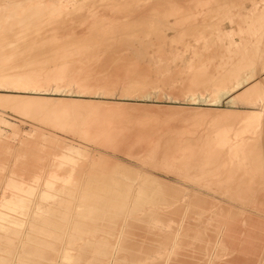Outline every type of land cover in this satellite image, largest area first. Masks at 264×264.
Listing matches in <instances>:
<instances>
[{"label":"rangeland","instance_id":"obj_1","mask_svg":"<svg viewBox=\"0 0 264 264\" xmlns=\"http://www.w3.org/2000/svg\"><path fill=\"white\" fill-rule=\"evenodd\" d=\"M35 6L46 48L0 21V264H223L220 223L249 209L264 257V0H4L0 20Z\"/></svg>","mask_w":264,"mask_h":264},{"label":"bare ground","instance_id":"obj_2","mask_svg":"<svg viewBox=\"0 0 264 264\" xmlns=\"http://www.w3.org/2000/svg\"><path fill=\"white\" fill-rule=\"evenodd\" d=\"M33 0H31V2H32ZM85 1V0H84ZM87 1H89V0H87ZM30 2V1H29ZM147 2V1H146ZM19 3V2H18ZM44 2H42L41 4H43ZM4 4V0H0V9L1 8H3V7H1L2 5ZM25 5V4H24ZM27 5V4H26ZM36 5V4H35ZM55 5V4H54ZM29 6V5H28ZM27 6V7H28ZM44 6V5H43ZM51 6V5H50ZM25 7V6H24ZM26 7V8H27ZM36 7V6H35ZM31 8L29 11H27V12H24V13H22V15H17L16 16V14L14 13V11L13 12H9V14H7L6 15V17H3V14L4 13H2V18H3V20H0V21H4L2 24H1V26H3V24L5 23V27H6V24H7V27L6 28H13V30L16 28V27H20L21 26V28H23V29H21L23 32H21L22 33V35H21V33H20V31H18L19 29L18 28H16L14 31H18L19 33H17L16 34V32H15V34H14V36L12 35V33L11 32H13V30L11 29L10 31L11 32H8L9 31V29H5V32H7L6 34H5V32L4 33H2V32H0V33H2V34H0L1 35V37L3 38H6V40H8L7 39V37L8 38H10V37H14L13 39H12V41L14 40V41H19L20 40V38H22V43L24 42H26V43H28L29 42V40L30 41H34V43L36 44V43H38L39 44V42H40V44H39V48H41V49H43V46H45V45H48L47 44V41H45V42H42V40L44 41V37H43V39L39 36L40 34H41V31H40V28H39V30H38V23L39 22H41V20H42V18H43V16L41 15V14H43L44 12H45V9L43 8L40 12H39V10L41 9V8ZM41 7V6H40ZM52 8V7H51ZM51 8H50V10H51ZM25 9V8H24ZM23 10V9H22ZM44 10V11H43ZM2 11V10H1ZM25 11V10H24ZM47 11H48V13L49 14H51L50 16H55V15H53L52 13H50V12H52V11H49V9H47ZM46 11V12H47ZM3 12V11H2ZM8 12V11H7ZM42 12V13H41ZM48 13H46V15L47 16H49V14ZM14 14V15H13ZM42 17H41V16ZM44 16H45V14H43ZM4 16H5V14H4ZM46 16V17H47ZM50 16H49V18H50ZM0 17H1V12H0ZM46 17H45V19H46ZM58 17V16H57ZM5 18V19H4ZM11 18V19H10ZM49 18L47 19V20H49ZM1 19V18H0ZM8 19H10L11 21L12 20H14V22L15 23H12V22H9V20ZM53 20L55 19L54 17L52 18ZM52 19H50L49 21H46V22H49V23H53V22H50ZM57 19V18H56ZM55 19V20H56ZM40 20V21H39ZM64 20V18H62V19H59V20H56V21H54V23L56 24V23H58V21L60 22V24H61V21L62 22H65V21H63ZM39 21V22H38ZM43 22H44V20H42ZM7 22V23H6ZM42 22V23H43ZM45 22V23H46ZM9 23V24H8ZM48 23V24H49ZM53 23V25H50V26H54L55 24ZM13 24H15V25H13ZM41 23H39V25H40ZM60 24L58 25V26H60ZM42 25H44V23L42 24ZM41 25V26H42ZM47 25V24H46ZM49 25H48V28H49ZM31 26V27H30ZM45 26V25H44ZM57 26V25H56ZM30 27V28H29ZM32 27H37V31H40V32H37L36 31V29L35 28H32ZM43 27V26H42ZM3 28V27H2ZM2 28H0L1 29V31H2ZM44 28H46V26L44 27ZM54 28V27H53ZM56 28V27H55ZM4 29H3V31H4ZM30 29V30H29ZM31 29H34V30H32V31H34V32H31ZM6 30H8V31H6ZM42 30V34H43V28L41 29ZM52 31H54V30H52V27H51V30L49 31L50 33L48 34V33H45V34H48V35H51V34H53V33H51ZM47 32V31H46ZM56 32V31H55ZM36 35V34H38V35H36V36H38L39 38V40H41V41H39V42H37V41H35V37L36 36H34V35ZM45 34H43L46 38H45V40H48L47 38H49V37H47V35H45ZM15 35H17V38H19V40H16V38H15ZM27 35H29L28 37H25V36H27ZM31 35H33L34 37H30ZM54 35V34H53ZM52 35V36H53ZM1 37H0V39H1ZM24 37H25V39H24ZM30 37V39L28 40V38ZM55 37V36H54ZM53 37V38H54ZM31 38L33 39V38H35V39H33V40H31ZM51 38V37H50ZM53 38H51V39H53ZM56 38V37H55ZM58 38V37H57ZM57 38L55 39L56 40V42L55 43H58L59 42V40H57ZM60 38H62L63 39V37H60ZM60 38H58V39H60ZM27 39V40H26ZM50 39V40H51ZM23 40H25V41H23ZM68 40V39H67ZM49 41V40H48ZM53 41V40H52ZM62 40H60V42H59V44L60 43H62L61 42ZM66 41V38L64 39V42ZM20 42V44L17 42V44H19V45H21V46H24L22 43ZM63 42V45L65 44ZM68 42H71V44H72V41H67V44H69ZM11 44H12V42H10ZM34 43H28V44H26L27 46H31V48H33V46H32V44L33 45H35ZM46 43V44H45ZM50 43V42H49ZM53 43V42H52ZM54 44V43H53ZM58 44V45H59ZM67 44L65 45V46H67ZM90 43H86V46L87 45H89ZM18 45V46H19ZM25 45V46H26ZM57 45V44H56ZM55 45V46H56ZM70 45V44H69ZM78 45V44H77ZM77 45H75L74 43H73V46L75 47L76 46V48L78 49L79 47H81V48H79V49H83L84 47H86V46H81V45H78L79 47H77ZM40 46H42V47H40ZM51 46H52V44H51ZM72 46V45H71ZM71 46H69V47H71ZM90 46V45H89ZM88 46V47H89ZM35 47V46H34ZM57 47V46H56ZM94 47H95V45H94ZM14 48V47H13ZM18 48V47H17ZM24 48V47H23ZM31 48H29V49H31ZM36 49H39L38 48V46H36L35 47ZM35 48H33L34 50H35ZM45 48H46V46H45ZM67 48V47H66ZM72 48V47H71ZM3 49V48H2ZM20 49H21V47H20ZM69 50H70V48H68ZM86 49V48H85ZM3 50H5V49H3ZM19 50V49H18ZM28 50V49H27ZM46 50V49H45ZM44 50V51H45ZM91 50V49H90ZM94 50V49H93ZM92 50V51H93ZM23 52H24V49L22 50ZM21 51V52H22ZM29 51V50H28ZM37 51V50H36ZM40 51V50H39ZM80 51V50H79ZM10 52H15L14 50H6V51H2V52H0V57H1V55H9V53ZM55 52V51H54ZM81 52V51H80ZM86 52V51H85ZM28 53V52H27ZM87 53V52H86ZM26 54V53H25ZM28 55V54H27ZM47 55V54H46ZM3 56V57H4ZM18 55H16V57H17ZM26 55H24V57H25ZM48 56V55H47ZM51 56V55H50ZM69 56V55H68ZM71 56V55H70ZM23 57V58H24ZM46 57V56H45ZM79 57V56H78ZM5 58V57H4ZM4 58H3V60H4ZM9 58H11V56L9 57ZM7 59V58H6ZM12 59V58H11ZM19 59V58H18ZM47 58H45L44 60H46ZM83 59V58H82ZM10 60V59H9ZM8 60V61H9ZM13 60V59H12ZM5 61V60H4ZM3 62V61H2ZM24 62H25V60H24ZM38 62V61H37ZM40 62V61H39ZM15 63V62H14ZM21 63V62H20ZM31 63V62H30ZM88 63V62H87ZM28 64V63H27ZM73 64V63H72ZM15 65V64H14ZM30 65V64H29ZM31 65H33V64H31ZM76 66L78 65V64H75ZM9 66H12V65H9ZM34 66V65H33ZM41 66V65H40ZM45 66V65H44ZM43 66V67H44ZM70 66V65H69ZM79 66V65H78ZM87 67V66H86ZM7 68V67H6ZM6 68H5V70H6ZM9 68V67H8ZM11 68V67H10ZM13 68V67H12ZM11 68V69H12ZM68 68V67H67ZM3 70H4V67L2 68ZM1 69V70H2ZM4 70V71H5ZM10 70V69H9ZM22 70V69H21ZM62 70V69H61ZM64 70V69H63ZM62 70V71H63ZM66 70V69H65ZM44 71V70H43ZM46 71V70H45ZM56 71V70H55ZM7 72V71H6ZM9 72V71H8ZM23 72V71H22ZM28 72H29V70H28ZM48 73V72H47ZM2 75H4V74H2ZM6 75V74H5ZM11 75V74H10ZM10 75H8V77L10 76ZM14 75V74H13ZM27 75V71L25 70V72H24V74H22L21 73V75H17V77H20V79L19 80H22V79H25L24 78V76H26ZM58 75V74H57ZM56 75V76H57ZM83 75V74H82ZM63 77V76H62ZM11 78V77H10ZM22 78V79H21ZM87 78V77H86ZM7 80V79H6ZM18 80V79H17ZM26 80H29V79H27L26 78ZM247 81V80H246ZM34 82V81H33ZM37 82V81H36ZM39 82V81H38ZM237 84V83H236ZM234 86H236V85H234ZM250 90L251 89H249V91H246V92H250ZM245 91H244V93H245ZM245 94H247V93H245ZM5 97V96H4ZM34 97V96H33ZM2 99V98H1ZM34 99H37V98H34ZM33 99V100H34ZM246 99V98H245ZM48 100V98L46 99V101ZM55 100H57V99H55ZM61 100V99H60ZM30 101V100H29ZM32 101V100H31ZM44 101H45V99H44ZM64 101V100H63ZM73 101V100H72ZM72 101H70V103H72ZM52 102V101H51ZM80 102V101H79ZM64 103H69L68 101L67 102H64ZM75 103H78V101L77 102H75ZM6 104V103H5ZM82 104V103H81ZM126 107V106H125ZM173 114V113H172ZM176 114V113H175ZM215 115L214 116H212V117H210V115L208 116L209 118H213V119H216L217 121H220V120H222L223 122H226V121H228L229 122V120L230 121H232L233 119L232 118H237V114H236V116L235 117H233L232 116V114L229 112V113H217V115H216V113H214ZM235 114V113H234ZM240 114V113H239ZM244 114V113H243ZM181 116H182V114H180ZM173 116V115H172ZM179 115H178V113H177V117H178ZM244 116H246V115H244ZM249 116V115H248ZM180 117V116H179ZM195 117V116H194ZM199 117V116H198ZM236 118H235V121H236ZM240 117H238V119H239ZM212 119V120H213ZM195 120V119H194ZM235 121H234V123H235ZM238 121V120H237ZM228 122H226V123H228ZM230 123H233V122H230ZM236 123H238V122H236ZM242 123V122H241ZM216 124V123H215ZM229 124V123H228ZM227 124V125H228ZM170 125V124H169ZM223 125V124H222ZM230 125V124H229ZM233 125V124H232ZM254 125V124H253ZM238 127V126H237ZM239 128V127H238ZM224 129V128H223ZM225 131V130H224ZM236 132H238V131H236ZM234 134V133H233ZM236 134V133H235ZM231 136V134H228V136ZM227 136V137H228ZM229 136V138L228 139H230L231 137ZM235 137V136H234ZM233 137V138H234ZM211 140V139H210ZM226 140V139H225ZM232 140V139H231ZM240 140V139H239ZM238 140V138H237V140H235V141H239ZM206 141V140H205ZM213 141V140H212ZM264 141V140H263ZM224 142V141H223ZM236 143L237 142H235L234 144L236 145ZM212 144V143H211ZM223 144H225V142L223 143ZM222 144V145H223ZM232 144V146H235V145H233V143H231ZM238 144V143H237ZM228 146V145H227ZM232 146L229 148V147H227L228 149L226 150L227 152L229 151L230 152V154L232 155L233 154V151H231V150H233V148H232ZM237 146V145H236ZM236 146H235V152H236ZM223 147H224V145H223ZM240 147V146H239ZM232 148V149H231ZM243 148V147H242ZM245 148V147H244ZM243 148V149H244ZM224 149H226L225 147H224ZM237 149H240V148H237ZM218 150V149H217ZM221 150H223V149H221ZM240 151V150H239ZM246 151V150H245ZM238 152V151H237ZM237 152H236V154H237ZM221 153V152H220ZM235 153H234V156L232 155V160H231V157H230V160L232 161V164L231 163H229V162H227V163H223V162H221V164H220V168H221V172H220V168L218 169V171L220 172V174H221V180H223L222 181V184L225 186V190L226 191H228V193H229V191L230 192H232V193H234L233 195H235V198H236V195H237V198L239 199V201H240V199H244L245 198V195H243L242 193H240L241 192V190H240V188H241V186H240V184H243V180H244V177H243V180H242V174H241V172H240V166L242 165V163H241V165H240V162H239V160L237 161L238 162V165H239V167H237V168H239V169H237L236 168V171L237 170H239V171H237V172H239L242 176H239L240 174L239 173H237L234 169H235V166H236V162H235V164H233V160H234V158H235V155H236ZM228 155V154H227ZM166 156V155H165ZM221 156H222V154H221ZM251 156V155H250ZM253 156V155H252ZM147 157H148V155H147ZM234 157V158H233ZM259 157V156H258ZM218 158V157H217ZM221 158V157H220ZM226 158V157H225ZM242 158V157H241ZM244 158V157H243ZM252 158V157H251ZM219 159V158H218ZM223 159V158H222ZM222 159H220V160H222ZM229 159V158H228ZM157 160V159H156ZM185 160V159H184ZM192 160V159H191ZM225 160V159H224ZM229 160V161H230ZM242 160V159H241ZM186 161V160H185ZM189 161V160H188ZM188 161H186L187 162V164H188ZM193 161V160H192ZM192 161H191V163H192ZM218 161V160H217ZM182 162H184V161H182ZM186 162H184L185 164H186ZM189 163H190V161H189ZM211 164H212V162H210ZM215 163V162H214ZM218 163H220V162H218ZM218 163H217V165H218ZM223 163V164H222ZM208 164V163H207ZM210 164V165H211ZM216 164V163H215ZM192 165V164H191ZM191 165H190V167H191ZM198 165V164H197ZM196 165V166H197ZM202 165V164H201ZM200 164H199V168H196V170H198L199 171V169H200V166H201ZM203 165H206V164H203ZM214 165V164H213ZM217 165H216V167H217ZM207 166H209V165H207ZM207 166H206V168H207ZM212 166V165H211ZM243 166H244V163H243ZM246 166V165H245ZM189 167V166H188ZM187 167V168H188ZM204 167V166H203ZM214 167V166H213ZM242 167V166H241ZM179 168V167H178ZM193 168V167H192ZM192 168H190V169H192ZM205 168V169H206ZM208 168H210V170L211 169H213L212 167H208ZM215 168V167H214ZM184 169V167H182V169L181 170H183ZM189 168H188V170H190ZM193 170V169H192ZM208 170V169H207ZM210 170H208V171H210ZM202 171V170H201ZM208 171H204L205 172V175H206V173L208 172ZM234 171V173H232ZM203 172V173H204ZM243 172V171H242ZM250 172V171H249ZM231 173L232 174H239L238 175V177H241L240 178V180H239V178H237L236 177V179H238L239 181H234V184H232V181H231ZM243 173H245V172H243ZM195 174H197V173H195ZM194 174V175H195ZM210 175L211 174H216L213 170H211L210 171V173H209ZM208 173H207V175H209ZM217 174H218V172H217ZM233 175V176H234ZM232 176V177H233ZM237 176V175H236ZM202 177H203V175H202ZM228 177H230L229 179H228ZM245 177H246V175H245ZM143 179V178H142ZM234 179H235V176H234ZM234 179H232V180H234ZM235 179V180H236ZM246 179V178H245ZM113 181V180H112ZM231 181V182H230ZM92 183H96V182H94V181H91ZM245 182V184H246V182H247V179H246V181H244ZM156 183V182H155ZM143 184V183H142ZM259 184H261V185H259ZM259 184H257V185H259V186H263L262 185V183H259ZM153 185V184H152ZM97 186V185H96ZM146 186V185H145ZM222 186V185H221ZM223 188V187H222ZM255 188H257V186L256 187H254L253 189L254 190H256ZM259 188V187H258ZM257 188V189H258ZM263 188V187H262ZM87 190L85 191V192H87L88 190H90V187H87L86 188ZM242 189V188H241ZM260 189V188H259ZM82 190H83V188H82ZM136 190H138V187L136 188ZM161 190V189H160ZM223 190V189H222ZM221 190V191H222ZM261 190V189H260ZM220 191V192H221ZM224 191V190H223ZM222 191V192H223ZM136 192V191H135ZM219 192V193H220ZM259 192V191H258ZM225 193V192H224ZM232 193H230V194H232ZM225 194H227V193H225ZM255 194H256V191H255ZM136 195V194H135ZM223 195V194H222ZM221 195V196H222ZM229 195V194H228ZM232 195V196H233ZM258 195V194H257ZM224 196H226V195H224ZM231 196V195H230ZM231 196V197H232ZM229 197V196H228ZM260 197V196H259ZM233 198V197H232ZM234 200V199H233ZM175 201V200H174ZM173 201V202H174ZM238 201V202H239ZM245 200H243V202H244ZM215 202V201H214ZM241 202H242V200H241ZM242 202V203H243ZM246 202V201H245ZM249 202V201H248ZM248 202H247V204H248ZM177 203V202H176ZM216 203V202H215ZM227 203V202H226ZM230 203V202H229ZM93 204L94 205H96V207H97V205L99 204V201L98 202H93ZM175 204V203H174ZM182 204V203H181ZM109 205H110V203H109ZM252 205H253V202H252V204H251V207H252ZM180 206V205H179ZM224 206V205H223ZM255 206V205H254ZM130 207V206H129ZM128 207V208H129ZM131 207H133L132 205H131ZM139 207V206H138ZM177 207H178V205H177ZM108 208V207H107ZM217 208V207H216ZM92 210V209H91ZM130 210H132V209H130ZM226 210V209H225ZM243 210V209H242ZM242 210L240 211V212H242ZM250 210V209H249ZM248 210V213L247 212H245V213H247V215L244 217V220H243V222H244V224H238V223H236V222H232V223H229V222H223L222 224L220 223V228H219V230H218V232L216 233L217 235H215L216 237H215V240L213 241L214 242V247H217V245L218 244H220V243H222V242H225V243H228V245L227 246H229L230 248H231V255H233L232 257H231V259H227V260H225V262L223 261L222 263L223 264H234V262H239V260H242L243 258H245V259H247L249 256H252V262L253 263H251V264H261V263H263V254L261 255V254H259L258 252H259V250L258 249H260V247L259 246H257V244L259 243H257V241L256 240H254V238L256 237V235L252 232V229L251 228H253L252 226H254V225H250L249 226V223H251V222H249V219L251 218H253V217H255L256 215H254L253 213H252V211H249ZM252 210V209H251ZM87 211H89V209L87 210ZM108 211V210H107ZM128 211V214H129V210H127ZM228 211V210H227ZM232 211V210H231ZM245 211V210H244ZM91 212H93V210L91 211ZM111 212V211H110ZM125 212H126V210H125ZM236 212V211H235ZM87 213V212H86ZM100 213L101 212H98V211H96L95 210V213H94V216H95V214L97 215L96 217H98V218H100ZM231 212H229L228 214H230ZM233 213V214H232ZM232 215L235 217V214H234V212L232 211ZM237 213V212H236ZM244 213V214H245ZM127 214V213H126ZM130 215V214H129ZM129 215H127L128 217H129ZM228 216L229 215H227V218H228ZM230 217V216H229ZM97 218V219H98ZM233 218V217H232ZM240 218V217H239ZM256 218V217H255ZM222 219V218H221ZM230 219H231V217H230ZM236 220H237V216H236V218H235ZM241 219H243L242 217H241ZM250 219V220H251ZM254 219V218H253ZM223 220H224V218H223ZM233 220V219H232ZM258 220V219H257ZM101 221V220H100ZM123 221L124 222H127L126 224H127V226L125 225V227H128L129 226V222H130V217H129V219L127 218V219H123ZM226 221V220H225ZM228 221H229V219H228ZM252 222H253V220H252ZM184 223V222H183ZM241 223V222H240ZM248 223V224H247ZM255 223L257 224V222H256V220H255ZM258 223L260 224V220L258 221ZM255 224V225H256ZM191 225V224H190ZM124 226V225H123ZM131 226L133 227V222L131 223ZM255 227V226H254ZM261 226H259L258 225V228H260ZM121 228H123V227H121ZM120 228V229H121ZM178 228H179V226H178ZM258 228H256V230H258ZM124 230V229H123ZM255 230V229H254ZM216 231V230H215ZM255 233H259V231L258 232H256V231H254ZM122 234V233H121ZM126 235V234H125ZM120 236V235H119ZM118 236V237H119ZM124 236V235H123ZM72 237V236H71ZM125 237H127V235L125 236ZM115 238L117 239V236H115ZM128 239V238H127ZM126 239V240H127ZM118 240V239H117ZM122 240V239H121ZM127 241H129V240H127ZM212 241V240H211ZM120 242V241H119ZM122 242V241H121ZM120 242V243H121ZM262 242V241H261ZM260 242V243H261ZM115 243V242H114ZM113 243V244H114ZM118 243V242H117ZM120 243H118V245L120 244ZM22 244H23V242H22ZM121 244H123V243H121ZM120 244V245H121ZM27 245V244H26ZM176 245V244H175ZM211 245H213V244H211ZM259 245V244H258ZM261 246V245H260ZM35 248V247H34ZM40 249H42V248H40ZM262 250V249H261ZM263 250H264V247H263ZM262 250V251H263ZM261 251V252H262ZM171 252V251H170ZM157 253V252H156ZM161 254V253H160ZM171 254V253H170ZM32 256V255H31ZM209 256V255H208ZM247 257V258H246ZM165 258V257H164ZM213 258V257H212ZM211 257L210 258H208V261H207V264H212V262H213V259H212ZM248 259H251L250 257L248 258ZM173 260V259H172ZM184 260V259H183ZM174 262V261H173ZM242 262V261H241ZM245 263H248V262H245ZM153 264V263H152ZM155 264V263H154ZM220 264H221V261H220ZM240 264V263H239ZM249 264V263H248Z\"/></svg>","mask_w":264,"mask_h":264}]
</instances>
